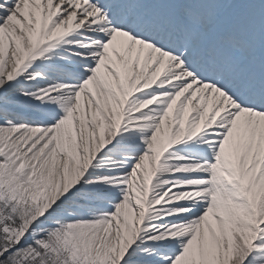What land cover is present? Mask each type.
Segmentation results:
<instances>
[{"label":"snow or ice","instance_id":"6c2138e0","mask_svg":"<svg viewBox=\"0 0 264 264\" xmlns=\"http://www.w3.org/2000/svg\"><path fill=\"white\" fill-rule=\"evenodd\" d=\"M0 264H264V0H0Z\"/></svg>","mask_w":264,"mask_h":264}]
</instances>
